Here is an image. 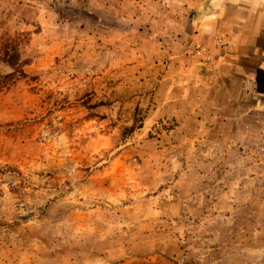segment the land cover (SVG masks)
<instances>
[{
  "label": "rangeland",
  "instance_id": "374dc122",
  "mask_svg": "<svg viewBox=\"0 0 264 264\" xmlns=\"http://www.w3.org/2000/svg\"><path fill=\"white\" fill-rule=\"evenodd\" d=\"M176 1L0 0V45L31 34L0 91V264H264V110L249 139L177 137L121 71L122 33Z\"/></svg>",
  "mask_w": 264,
  "mask_h": 264
},
{
  "label": "crops",
  "instance_id": "0c3cea01",
  "mask_svg": "<svg viewBox=\"0 0 264 264\" xmlns=\"http://www.w3.org/2000/svg\"><path fill=\"white\" fill-rule=\"evenodd\" d=\"M182 1H176L182 6L173 4L165 25L149 17L121 35L123 48L136 41L120 58L121 71L139 83L134 88L130 78L134 99L141 107L151 106L153 118L174 121L171 132L177 137L196 133L206 140L218 130L249 139L255 133L240 129V122L248 112L264 110V0ZM220 37L223 47L217 45ZM198 46L214 52L212 62L191 54ZM234 147L226 151L235 153L241 146Z\"/></svg>",
  "mask_w": 264,
  "mask_h": 264
},
{
  "label": "trees",
  "instance_id": "16d2710c",
  "mask_svg": "<svg viewBox=\"0 0 264 264\" xmlns=\"http://www.w3.org/2000/svg\"><path fill=\"white\" fill-rule=\"evenodd\" d=\"M29 32H17L13 35L5 34L1 39L0 62L10 67L13 72L0 83V91L14 85L21 78L26 77L24 66L26 62L21 60V48L30 41Z\"/></svg>",
  "mask_w": 264,
  "mask_h": 264
},
{
  "label": "built area",
  "instance_id": "2783aa9c",
  "mask_svg": "<svg viewBox=\"0 0 264 264\" xmlns=\"http://www.w3.org/2000/svg\"><path fill=\"white\" fill-rule=\"evenodd\" d=\"M217 45H218V47H223L225 45L223 37L218 38ZM191 54L194 57L200 58V60H202V62H204L206 64L212 62L214 59V52L205 46L194 47V49L191 50ZM244 150L245 149H243V152L247 153V155L243 156L244 158H249V159L252 158L253 160H256L255 157H257L256 155L258 153L255 154V153H251L250 151L246 152V150L245 151ZM249 153H250V156H248Z\"/></svg>",
  "mask_w": 264,
  "mask_h": 264
}]
</instances>
